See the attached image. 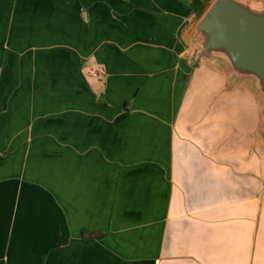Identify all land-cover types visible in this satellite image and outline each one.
I'll use <instances>...</instances> for the list:
<instances>
[{"label": "crops", "instance_id": "1", "mask_svg": "<svg viewBox=\"0 0 264 264\" xmlns=\"http://www.w3.org/2000/svg\"><path fill=\"white\" fill-rule=\"evenodd\" d=\"M193 18L0 0V264H264L262 102Z\"/></svg>", "mask_w": 264, "mask_h": 264}, {"label": "water", "instance_id": "2", "mask_svg": "<svg viewBox=\"0 0 264 264\" xmlns=\"http://www.w3.org/2000/svg\"><path fill=\"white\" fill-rule=\"evenodd\" d=\"M189 40L196 61L217 62L247 82L264 109V0H212Z\"/></svg>", "mask_w": 264, "mask_h": 264}, {"label": "trees", "instance_id": "3", "mask_svg": "<svg viewBox=\"0 0 264 264\" xmlns=\"http://www.w3.org/2000/svg\"><path fill=\"white\" fill-rule=\"evenodd\" d=\"M181 1H183L190 8L191 13L194 16V19L198 20L201 16L203 5L211 0H181Z\"/></svg>", "mask_w": 264, "mask_h": 264}, {"label": "rangeland", "instance_id": "4", "mask_svg": "<svg viewBox=\"0 0 264 264\" xmlns=\"http://www.w3.org/2000/svg\"><path fill=\"white\" fill-rule=\"evenodd\" d=\"M212 0L205 3L203 5V9H202V12H201V15L203 14V12L207 9V7L211 4ZM197 23V20L196 19H192L191 22H190V30L193 28V26Z\"/></svg>", "mask_w": 264, "mask_h": 264}, {"label": "built area", "instance_id": "5", "mask_svg": "<svg viewBox=\"0 0 264 264\" xmlns=\"http://www.w3.org/2000/svg\"><path fill=\"white\" fill-rule=\"evenodd\" d=\"M99 76H100V74L98 72H96V73L93 74V77H95V78H97Z\"/></svg>", "mask_w": 264, "mask_h": 264}]
</instances>
